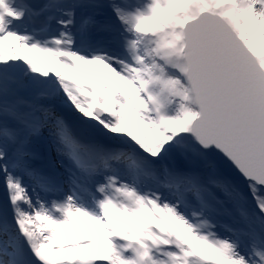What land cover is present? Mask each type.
I'll return each instance as SVG.
<instances>
[{
    "label": "snow or ice",
    "instance_id": "obj_1",
    "mask_svg": "<svg viewBox=\"0 0 264 264\" xmlns=\"http://www.w3.org/2000/svg\"><path fill=\"white\" fill-rule=\"evenodd\" d=\"M0 264H264V0H0Z\"/></svg>",
    "mask_w": 264,
    "mask_h": 264
}]
</instances>
